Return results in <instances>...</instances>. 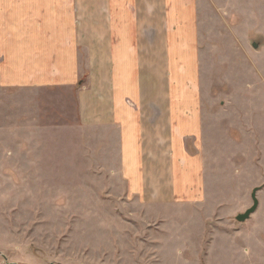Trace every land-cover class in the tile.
Listing matches in <instances>:
<instances>
[{
  "label": "rangeland",
  "instance_id": "1",
  "mask_svg": "<svg viewBox=\"0 0 264 264\" xmlns=\"http://www.w3.org/2000/svg\"><path fill=\"white\" fill-rule=\"evenodd\" d=\"M199 1L218 115L203 203H134L114 157L103 160L80 125L19 123L21 102L55 99L39 106L55 110L68 91L33 98L0 89V264H264V0ZM256 188V211L238 223Z\"/></svg>",
  "mask_w": 264,
  "mask_h": 264
},
{
  "label": "crops",
  "instance_id": "2",
  "mask_svg": "<svg viewBox=\"0 0 264 264\" xmlns=\"http://www.w3.org/2000/svg\"><path fill=\"white\" fill-rule=\"evenodd\" d=\"M200 4L0 0V89L33 98L68 91L55 110L39 107L55 97L21 102L19 123L80 125L103 160L114 157L127 199L201 204L216 170L218 115L204 76Z\"/></svg>",
  "mask_w": 264,
  "mask_h": 264
},
{
  "label": "water",
  "instance_id": "3",
  "mask_svg": "<svg viewBox=\"0 0 264 264\" xmlns=\"http://www.w3.org/2000/svg\"><path fill=\"white\" fill-rule=\"evenodd\" d=\"M258 46L259 45L255 44V43H253V45H252V47L254 48V50L257 49ZM256 192H257V189H254L251 192V199H252V202H253V205H251L252 207H250L249 209H247L243 214H239V215L236 216L235 220H237L238 223H244L256 211V209L258 207L257 206L258 205V201L256 199Z\"/></svg>",
  "mask_w": 264,
  "mask_h": 264
},
{
  "label": "flooded vegetation",
  "instance_id": "4",
  "mask_svg": "<svg viewBox=\"0 0 264 264\" xmlns=\"http://www.w3.org/2000/svg\"><path fill=\"white\" fill-rule=\"evenodd\" d=\"M257 189V188H256ZM257 191H258V189H257Z\"/></svg>",
  "mask_w": 264,
  "mask_h": 264
}]
</instances>
